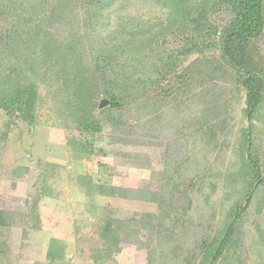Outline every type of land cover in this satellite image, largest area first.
I'll use <instances>...</instances> for the list:
<instances>
[{
	"label": "trees",
	"instance_id": "1",
	"mask_svg": "<svg viewBox=\"0 0 264 264\" xmlns=\"http://www.w3.org/2000/svg\"><path fill=\"white\" fill-rule=\"evenodd\" d=\"M137 4V11L130 12ZM263 30L264 0H0V58L13 69L0 72V109L15 121L35 125L40 100L36 81L47 76L56 81L51 85L55 100L75 130L89 137L108 126L123 136L144 131L147 135L145 121L132 125L122 115L133 90L157 87L152 99L141 105L162 102L161 115L151 120L161 127L165 112L185 115L194 106H185L187 111L180 108L191 99L182 96L189 92L185 88L224 89L215 82L220 74L244 92L243 114L251 123L264 103V70L249 57L239 59L238 50ZM193 56L197 57L188 62ZM128 69L142 73L130 79L124 76ZM167 79L166 87L162 86ZM172 93H180L181 100L168 101ZM99 96L108 98L110 104L100 109ZM96 109L98 116L93 114ZM214 111L210 114L219 113ZM166 133L168 148L185 146L182 153L166 152L159 191L97 188L102 195L157 207L155 214L143 212L137 219L105 221L106 248L100 260L121 244H135L145 247L152 264H241L248 208L256 191L264 188V157L254 152L251 127L238 140L242 143L238 144L240 164L235 177L243 192L212 223L191 220L190 193L197 187L193 176H181L187 162L186 138L176 139L168 126ZM262 209L259 205L253 223L264 248ZM10 225V214L0 209V227ZM53 242L47 252L49 261L62 256L53 252Z\"/></svg>",
	"mask_w": 264,
	"mask_h": 264
},
{
	"label": "rangeland",
	"instance_id": "2",
	"mask_svg": "<svg viewBox=\"0 0 264 264\" xmlns=\"http://www.w3.org/2000/svg\"><path fill=\"white\" fill-rule=\"evenodd\" d=\"M139 6L133 5L130 12L137 11ZM142 7L153 9L151 5ZM242 47L238 58L249 57L264 70V30L259 37L244 41ZM208 55L214 56L211 52ZM5 68L12 69L0 58V72ZM141 73L128 69L124 76L136 79ZM217 75L220 78L215 82L224 89L185 88L189 92L182 96L191 99L180 108L187 111L185 106H194L185 115L165 112L161 127L151 120L161 115L162 102L141 105L152 99L159 91L157 87L133 90L125 100L129 106L122 110V115L132 125L145 121L147 135L144 131L138 136H123L108 126L89 137L75 130L55 100L51 85L56 81L51 82L47 76L36 81L40 100L35 125L15 121L0 109V209L10 214L11 221L9 227H0V264H152L145 247L135 244H121L119 250L100 262L106 248L102 239L105 221L137 219L143 212L155 214L157 207L153 203L102 195L97 188L159 191L166 152L182 153L185 146L182 145L183 150L180 146L167 147V126L171 134L177 135L176 139L186 138L187 162L181 176H193L197 187L190 193L191 220L212 223L220 219L221 211L240 198L239 191L243 192L235 175L240 164L238 144L242 143L238 140L248 127L254 152L264 157V103L255 120L248 122L243 114L244 92ZM168 79L162 86L166 87ZM178 95L172 93L168 101L175 97L180 101ZM100 100L109 101L105 96H99L97 103ZM202 108L219 113L214 116ZM93 114L98 116L99 110ZM261 174L264 177V168ZM259 205L263 206L259 216H264L262 186L248 208L241 238V264H264V248L253 223L258 218ZM51 242L53 252L62 254L60 259H47Z\"/></svg>",
	"mask_w": 264,
	"mask_h": 264
},
{
	"label": "water",
	"instance_id": "3",
	"mask_svg": "<svg viewBox=\"0 0 264 264\" xmlns=\"http://www.w3.org/2000/svg\"><path fill=\"white\" fill-rule=\"evenodd\" d=\"M108 101L104 100L100 103V107H103L105 105V103H107Z\"/></svg>",
	"mask_w": 264,
	"mask_h": 264
}]
</instances>
